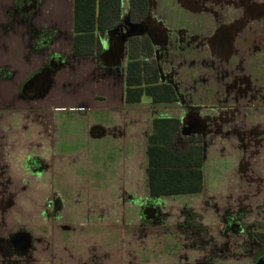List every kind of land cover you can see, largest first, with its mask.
<instances>
[{
  "label": "rangeland",
  "instance_id": "obj_1",
  "mask_svg": "<svg viewBox=\"0 0 264 264\" xmlns=\"http://www.w3.org/2000/svg\"><path fill=\"white\" fill-rule=\"evenodd\" d=\"M251 28L255 35L247 33L248 27L233 42L244 49L243 84H209L208 97H220L219 106L210 107L204 114L207 134L217 142L221 138L231 152L225 149L227 152L221 151V157L217 154L210 157L207 173L211 188L218 193L205 198L204 214L196 212L190 204L192 200L171 199L174 204L155 203L141 215L138 201L117 197L108 176L104 173L98 177L96 143L87 135L89 118L85 112L60 107L63 111L57 113L55 122L49 126L45 113L19 109L18 105L27 104L29 98L23 84L15 88L14 84H5L0 93L1 107H7L0 113V262L188 264V258L192 264L261 262L264 258L263 10ZM254 47L259 50L250 56L245 49ZM96 86L74 84L66 90L58 87L41 103L86 102ZM45 87L46 84H40L32 95H41ZM239 150L244 154L241 175L234 174L238 157L235 151ZM169 207L173 212L170 217ZM158 221H165V225H150ZM192 247L195 257L189 250Z\"/></svg>",
  "mask_w": 264,
  "mask_h": 264
},
{
  "label": "crops",
  "instance_id": "obj_2",
  "mask_svg": "<svg viewBox=\"0 0 264 264\" xmlns=\"http://www.w3.org/2000/svg\"><path fill=\"white\" fill-rule=\"evenodd\" d=\"M227 9L221 0H146L144 4L139 0H0V93L5 84H14V88L23 84L22 89L29 98L27 104L18 105L19 109L45 113L49 126L55 122L57 113L63 111L60 107L85 112L89 118L87 135L96 143L98 177L104 173L108 176L117 197L138 201L141 215L152 204L167 201L174 204L171 199L192 200L190 204L196 212L204 214L205 198L218 193L211 188L213 184L207 173L210 157L213 154L221 157V151L231 152L221 138L217 142L208 137L204 117L210 107L219 106L220 95L208 97L211 68L214 83L231 81V78L225 80L226 73L222 71L228 64L219 49L214 53L217 59L212 60L211 53V36L216 24L225 22L224 10ZM122 20L136 27L123 39L112 35V29ZM134 38L151 42L153 56L142 55L147 50L141 48L136 52H140L142 59L157 61L160 81L172 84L178 100L156 102L144 93L139 102L126 101V66ZM228 38L231 37L227 33L224 44L228 43ZM26 84L37 87L46 84V87L41 95L35 96L37 94L26 91ZM74 84L97 86L87 100L84 99L86 102L41 103L52 89L63 87L66 90ZM2 100L0 97V113L7 108L1 107ZM155 118H178L181 123L175 141L167 139L169 130L158 129L150 154L149 136L153 133ZM191 119H196L200 131L186 130L185 125ZM179 137L186 139L179 140ZM238 140L241 141L240 137ZM199 144L202 189L193 193L152 195L151 182L157 188L185 183L179 176L164 174L167 169L175 168L174 150L168 145L192 147ZM193 147L190 160L195 161L197 151H193ZM235 154L238 157L234 174L240 172L241 175L244 154L242 150ZM225 186H228L227 181ZM170 207L168 217L173 216ZM165 221L150 225L163 226ZM189 250L193 253L194 247ZM186 263L192 264L189 258Z\"/></svg>",
  "mask_w": 264,
  "mask_h": 264
},
{
  "label": "trees",
  "instance_id": "obj_3",
  "mask_svg": "<svg viewBox=\"0 0 264 264\" xmlns=\"http://www.w3.org/2000/svg\"><path fill=\"white\" fill-rule=\"evenodd\" d=\"M140 4L146 3V0H139ZM143 6V5H141ZM76 21H79V16L76 14ZM79 31V25L76 26ZM142 40V41H140ZM132 52L129 56V61L126 66V101L130 103L139 102L144 93L148 94L156 102L165 101H176L178 100V95L174 87L165 82L160 81V70L157 61L153 59L149 61L148 59H142L140 52L137 53L136 49H144L146 52H142V55L153 56V46L148 39H138L134 38L131 41ZM77 49V47H76ZM180 120L178 118H155L153 120V133L149 136L150 142V154L153 150V144L156 142L157 135L156 131L158 129L169 130V135L167 139L169 141H175L177 131L180 129ZM179 140L186 139L179 137ZM198 141V140H197ZM199 141H201L199 139ZM169 148L174 150L175 164L172 170L169 168L164 173L165 175H173L178 177L179 180L183 181V185L177 186H165L163 188H157L153 186L152 182L150 185V193L152 195L161 194H172V193H193L198 192L202 189V160L199 155V149L201 145H193V151H197V157L195 161L190 160L191 146L190 147H179V145H168ZM201 150V149H200ZM190 160V161H189ZM151 164V163H150ZM180 167V170H178ZM182 167H186L183 169ZM191 170V171H190ZM150 175L153 176V169L151 166Z\"/></svg>",
  "mask_w": 264,
  "mask_h": 264
},
{
  "label": "flooded vegetation",
  "instance_id": "obj_4",
  "mask_svg": "<svg viewBox=\"0 0 264 264\" xmlns=\"http://www.w3.org/2000/svg\"><path fill=\"white\" fill-rule=\"evenodd\" d=\"M247 1V2H243ZM260 1H253V0H221V4L224 5V8L227 10H224V17L225 20L224 23H221L219 26L216 24L214 34L211 36V46H212V58L214 57V53L216 50L219 51V53L223 56L222 58L225 59L226 64H228L227 69L225 68L222 72L226 73V79H230L231 81H226L227 84H243L241 78H242V57H243V50L239 43H233L237 41L238 36H242L244 32H242V29H248L250 28L247 33H250V35H255L252 32L253 22L257 19L259 16L260 11H264V2L260 3ZM223 9H221L222 12ZM227 12V13H226ZM119 25V24H118ZM125 28H128L129 30L133 27L130 26V24L126 20H122L120 23ZM240 31V32H239ZM252 32V33H251ZM120 32H118L119 34ZM122 33V32H121ZM229 34L231 38H228V43L224 44V38L226 37V34ZM118 34H115L116 36ZM250 37V36H246ZM242 40V39H240ZM221 49V50H220ZM259 49L256 47L245 49V51H248L250 53V56H252L254 53H256ZM256 55V54H255ZM258 55V54H257ZM223 59V60H224ZM224 62V61H223ZM211 76L209 80V84H216L214 83L213 78V68H211ZM253 74V73H252ZM161 78V75H160ZM258 79V76H257ZM223 84V82L221 83ZM255 84H258L256 82ZM172 85V84H171ZM186 130L189 132L197 128V122L196 119H191L186 125ZM225 217V216H224ZM232 225V224H231ZM226 231V230H225ZM262 261L258 264H264V258L261 259Z\"/></svg>",
  "mask_w": 264,
  "mask_h": 264
},
{
  "label": "water",
  "instance_id": "obj_5",
  "mask_svg": "<svg viewBox=\"0 0 264 264\" xmlns=\"http://www.w3.org/2000/svg\"><path fill=\"white\" fill-rule=\"evenodd\" d=\"M123 30H124V27L119 24L112 29V35L116 38L122 37L121 39H123V37L125 35L128 36L131 33V30L134 32L136 30V27L133 26V28L131 30H129L128 28H125V31H123ZM118 32H120V33L118 34ZM114 33L118 34V35L116 36V35H114ZM25 87H26V91L30 92L31 94H34L38 89L36 84H26ZM193 131H200V128L197 126V128L194 129Z\"/></svg>",
  "mask_w": 264,
  "mask_h": 264
}]
</instances>
